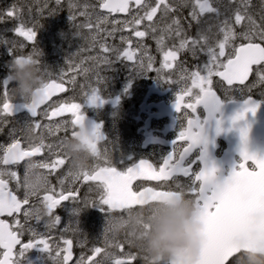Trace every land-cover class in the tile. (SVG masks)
Returning a JSON list of instances; mask_svg holds the SVG:
<instances>
[{
  "label": "snow or ice",
  "instance_id": "obj_1",
  "mask_svg": "<svg viewBox=\"0 0 264 264\" xmlns=\"http://www.w3.org/2000/svg\"><path fill=\"white\" fill-rule=\"evenodd\" d=\"M57 4L60 0H56ZM134 3L136 12L132 15L130 20L112 21L113 25H120V27H113L111 31L103 28V25L108 23L107 16L88 11L81 12V15L86 17V23L79 27H87L95 29V35L90 37V46L95 48L99 43L100 53L96 56L88 57L94 61L93 68H84L79 65H73L80 72L87 74L90 70L98 69L100 65H110L113 61H134V67L140 73H146L152 70L157 72V80H161L160 69H153L154 58L149 56L147 49L143 44L137 43L135 51H129L118 45H110L107 43L108 37L114 38V33L124 31L127 29L133 33L135 37L144 38L148 35V30L152 32L157 31V26L154 23H149L145 30H139L145 20L152 22L156 17L158 10H162L164 15L167 16L169 12L175 11V8L167 0H158L155 6H151L147 0H105L99 7L106 10L107 13H125L131 12L132 4ZM88 6L86 5L85 8ZM197 7L199 11H193L191 16L192 20L197 24L200 23L199 17L204 13H215L220 15L219 9L214 7L210 0H197ZM143 13V14H141ZM7 17H13L14 10H9L6 13ZM51 15V13H50ZM93 16L95 21H93ZM69 19H75L70 15ZM241 26L239 32L236 31V26ZM191 22L189 27H191ZM163 33H174L176 36H181L183 29L180 27V20L174 19L172 23L167 25L161 30ZM222 33V39H219L213 46L209 44V36L200 32L195 38L183 37L180 41L179 47L164 51L163 40L164 36L161 35L157 38V44L160 50L164 52V68H172V61L178 59L181 50H187L196 55L202 52L209 56V60L205 63L203 68L189 71L186 68L181 69V78L191 81V87H185L182 92L177 95L175 99L174 108L179 112L182 107V101L185 96L193 97V102L184 103L183 107L191 109L192 113H196L197 107L202 106L207 112V119L213 118L214 114L219 112L222 107L221 97L228 96L236 89L234 85L242 86L239 91H251L257 84L264 85V4L261 5L259 22L253 18L251 10V0H239L235 3L234 11L229 15L219 27ZM14 32L24 37L30 42H34L37 32L33 27L25 28L23 23L20 27L15 28ZM101 32L105 35L101 36ZM99 37V40L97 39ZM121 43L131 46L132 41L128 37L121 36ZM239 40L238 46L235 41ZM14 47V45H13ZM230 48L231 51L227 52L226 49ZM136 52L141 55L136 57ZM145 57L147 60L145 61ZM224 58V59H221ZM83 63V61L81 62ZM97 76V81L101 82L99 71H94ZM49 77L48 81L44 80L43 85L36 90V98L31 102H24V107L31 113L32 117L37 115V109L40 105L46 103L53 95L59 92H64V76L61 73L59 82L51 78V73L45 72ZM255 75L256 80L253 83H248L249 77ZM213 77H218L215 86L222 92L223 96L219 95L214 90ZM69 82L75 83V76L69 78ZM166 83L170 81H165ZM192 89H198V92L193 93ZM4 102L2 111L5 114L13 115V103L9 102L7 82L4 85ZM85 102L95 104L99 99L98 89L92 88L90 92L84 93ZM264 100L258 101L252 97L245 98L238 111L232 118L231 124L237 125L238 122L245 121L249 113L255 116L258 109ZM81 103L75 102H60L54 103L50 107L54 110L51 111L49 116L48 112L44 113L45 117L51 119L52 117L62 116L65 113H71L74 118L71 121L72 125L81 127L85 122V117L82 113ZM207 119H201L196 115L194 119H188L187 127L180 131L179 138L187 141V147L175 156L170 153L167 158L163 160V166L154 168L151 163L145 160L139 161L135 166L128 168L126 171H118L112 164L105 159L104 166L96 165L91 170H86L83 173H73L69 170L68 175L72 177L73 182H95L97 189H99V199L94 200L88 197L81 202L84 207L97 205L106 206L105 211L109 210H128L141 206L146 200L156 199L162 196L171 195L169 190L158 191L152 187H145L142 190L134 189L133 182L137 180H150V181H173L175 188L181 192H189L194 196L195 201L201 213V218L205 225L206 235V248L202 264H218L217 257L222 248L229 244L234 238L238 236H248L252 242L264 243V223L253 224L251 217L255 212L264 211V156H258L256 153L248 150V135L249 127H240L239 134L241 140L240 148V161L233 167L231 173L226 179L220 180L217 177L218 169L215 165H210L207 161V149L202 150L197 161L203 166L197 173L191 171L193 161L185 163L186 157L195 148L206 145L207 140L205 137L204 126ZM223 120H217V134L222 131L220 125ZM45 128L51 133L53 127L45 125ZM61 125H56L58 129ZM41 128V124L30 121L27 125L20 127L19 132L22 133L21 138H14L12 143L6 148H3V156L0 157V163L4 165L16 164L25 158L40 155L42 150L46 147L44 138H39V143L33 141L27 144V148H22L21 139L25 138V133L31 131L34 133L37 129ZM93 139L90 141L93 151L97 153V143L99 140L104 139L100 132V126L94 125ZM231 130V129H229ZM12 135L15 137L16 130H13ZM75 135V132L73 133ZM63 140L60 141L62 144ZM175 143V142H174ZM49 152H52L53 145H47ZM67 157L62 156L49 163L47 161L39 162L42 169L54 170L65 164ZM251 160L255 164V168L249 170L245 167L246 161ZM243 161V162H241ZM258 169V170H257ZM8 175L10 178H17L15 171L3 172L0 171V216H13L14 213H20L24 205L29 204V195L25 192L23 199H18L12 191L8 189V183L2 177ZM191 177L194 176V183L199 182L198 187L188 185L185 187L180 182L175 181V177ZM19 182V180H18ZM62 190L58 198L53 195H45L43 201L45 203L48 215H51L54 209L61 204L62 201L75 200L77 198L76 190L69 187L66 191L63 189V180L60 181ZM49 191L53 189L49 188ZM26 219L33 217L37 221L40 220L41 212L39 209L33 207L30 210L24 211ZM53 224H59L60 218L54 217ZM16 225L20 228V232L13 230V228L0 220V249H4L3 259L0 264H19V260H13V250L17 245H21L19 258L28 250L40 246L44 252L51 254V248L48 241L44 238V234L36 233L32 228L29 231L33 239L27 243L21 244V235L23 234V226L19 221ZM52 224H46V227H51ZM67 231V229H66ZM111 231V228L108 229ZM72 240L65 239L64 244L67 246L64 251L67 253L60 259L57 264H66L71 258ZM107 243V241H106ZM115 247L123 249V243H116ZM102 249L95 247L93 249L94 255L100 254ZM56 257H60V252L55 253ZM51 258V255H50ZM112 254L105 252V259H112ZM136 259L135 255H127L123 258H114V264H132ZM237 257H232L228 264H236ZM80 264H84V258H81ZM95 264H104V260L95 261Z\"/></svg>",
  "mask_w": 264,
  "mask_h": 264
},
{
  "label": "flooded vegetation",
  "instance_id": "obj_2",
  "mask_svg": "<svg viewBox=\"0 0 264 264\" xmlns=\"http://www.w3.org/2000/svg\"><path fill=\"white\" fill-rule=\"evenodd\" d=\"M134 10L136 9L133 7L132 11ZM184 11L185 10L182 11L183 14ZM180 24L183 27L189 25L187 22H180ZM183 37L195 38L191 31L185 36H182V38ZM171 39L173 40L172 35ZM73 41L75 42L73 45H80L75 39ZM71 47L72 46H64L63 49L67 50V48ZM85 48L89 47L85 46ZM145 48L148 49L150 53L155 51V47L150 42H147ZM40 50V55L33 60L36 63L39 74L45 81H48L49 77L45 75V72L51 73V78L59 82L61 73H65L64 87L66 90L56 93L46 103L40 105L37 109V115L32 117L27 108L23 106L24 101L20 100L18 97H14L12 94L13 90L17 87L16 82L12 79L15 72H10V74H6L0 78V109H2L4 102V82L7 80H10L7 84L9 102L13 103V115H8L0 111V157L3 156L2 149L11 144L14 138H21L22 133L19 132L20 127L27 125L30 121L41 124V128L34 132L36 139L33 140V142L39 143V138L43 136L46 146L40 155L25 158L16 164L4 165L0 163V171H15L17 173L19 182L17 178H10L8 175H4L2 178L7 181L8 189L12 191L18 199L22 200L25 194L22 180L24 177L25 165L28 161H47L51 163L62 156H66L67 159L64 165L51 171L42 169L39 165L41 171L47 176V189L41 191L37 195L30 196L29 204L24 205L20 213H14L11 217L7 215L0 216V220L9 224L13 230L17 232H20V228L16 225V221L18 220L20 225L23 226V234L20 237L21 244L27 243L33 239L29 231L30 228L39 234L44 231L42 224L44 222L51 224L55 216L60 218V223H52L51 227H47L45 233L51 234L54 228H59L61 225L60 216L67 207L77 204V209L81 211L83 209L81 202L85 197H92L94 200L98 201L99 189H97L95 182H73L72 177L68 175L71 160L77 158L88 159V164L90 166L89 170L96 165L104 166L105 159L121 172L135 166V164L141 160L148 161L154 168L158 169L163 166V160L167 158L170 153L178 156L183 151V148L187 147L188 142L181 140L179 138V133L187 127L188 119H194L196 115H199L201 119H207V112L202 106L197 107L196 113H192L191 109L183 107L184 103L193 102V97H184L179 112H176L174 108L177 95H179L185 87H191L190 80L186 81L182 78H171L167 80L170 82L166 83L165 81H158L152 74L146 76V73H140L138 71L137 74L139 79L133 84L135 90L132 93L112 94L104 92L101 88H97L99 99L95 104L85 102L84 93L90 92L91 89L95 87H92L93 84L91 83L92 86L85 85L84 88L80 89L76 87V82L74 84L69 82V78L75 75L68 72L67 65L70 64L72 69H75L73 65H76V63L71 61L68 56L56 55L54 53V46L43 45L40 47ZM83 53L86 55L90 52L87 53V51L84 50ZM174 62L177 64V68H186L189 71L203 68L205 63H207L202 52L196 53V55L193 56V54L187 50H181L178 59ZM89 65V67H91L92 63ZM103 68L104 67L101 65L98 66L99 70ZM142 75H145V79L146 77L148 79L144 87L140 86V78ZM75 80L77 81L76 78ZM79 80L85 83L90 79L88 77H83ZM255 80L256 77L253 75L249 78L248 83H253ZM216 81H218L217 78L213 77L214 90H216L219 95L223 96V92L215 86ZM96 82H98L97 79ZM97 85L101 86V83ZM241 87H234L236 91L232 92L230 97H221L222 107L220 111L215 113L213 118L207 119V123L204 126L207 140L206 145H202L197 149L194 148L186 157V164L188 161H193L191 165V171L193 173H197L203 166L199 164L197 158L205 147L207 149V161L210 165L214 164L218 169L217 177L220 180L226 179L233 167L239 163V152L241 148L239 128L249 127L254 116L249 113L245 121L238 122L237 125L233 126L231 124V118L240 111L236 110V104H243L244 99L249 96L258 101L264 100V85L257 84L250 92L246 90L243 93L239 91ZM102 88L107 92H117L118 89H123L122 84L116 82L109 86L103 85ZM192 91L196 93L198 89H192ZM65 101L83 104L82 113L85 117V122L92 126H100V132L104 139L99 140L97 143V156L91 147L90 140L87 138H82L79 141V148L75 147V138L79 127L71 124L72 119H74L71 113H65L62 116L52 117L51 119L45 117L44 113L46 111L50 116L51 111L54 110L53 107H50L51 105ZM260 108H263L262 117L264 118V103L261 104ZM218 119L223 120L222 125H220L222 131L219 134H217ZM260 122V120H256V124ZM45 125H51L53 131L49 133L47 128L44 127ZM56 125H61V127L57 129ZM14 129L16 130L15 137L12 135ZM74 132L75 135H73ZM61 140H63L62 144H60ZM259 142L262 143L261 140H259ZM27 144V139L22 138V148H27ZM47 145H53L52 152H49ZM243 163H245V167L252 170V167L247 164V161ZM24 179H28V177H24ZM61 180L64 182L63 189L65 190V194H67L66 190L72 187L78 194L77 198L75 200L70 198L69 200L62 201L61 204L53 210L51 215H48L43 197L45 195H53L54 198H58L62 190ZM174 180L180 182L185 187L188 185L198 187L199 184V182L194 183V176H179L175 177ZM133 187L134 189L140 190L145 187H152L158 191L169 190L172 194L168 196H177L173 197V199L177 201V204L172 205L170 203L171 199H168V196H162L154 200H146L143 205L128 210L116 209L106 212V206H104L105 208L103 206H98V208L104 212V218H109L113 223H115V221L121 223L125 221L127 223L125 229H122L121 232L117 234V237H120V240L123 239L122 234L125 232L124 236L131 244L133 243V238H135L137 243L144 244L153 240L155 237L156 215L159 216L158 218L165 216L170 217L171 212L174 211L184 216V221L192 212L198 210V205L194 199L195 197L187 191L181 192L177 190L173 181L137 180L133 182ZM49 188L53 189V191H49ZM33 207L39 209L41 212L39 221L33 217L26 219L23 214L25 210H30ZM56 234L58 235L59 232L56 231ZM109 236L114 237L113 234H109ZM47 241H49V239H47ZM115 243H117V241H115ZM72 246L75 261L78 251L73 243ZM133 246L134 244L129 249L132 250ZM20 249L21 245H17L14 248L13 260H19L18 253ZM4 251V249H0V260L3 258ZM139 255L140 254H138V256ZM141 255L151 257L153 253H149V249H147L145 254ZM88 256H90L89 258L93 257L94 260L99 259V254L94 255V253H91Z\"/></svg>",
  "mask_w": 264,
  "mask_h": 264
},
{
  "label": "rangeland",
  "instance_id": "obj_3",
  "mask_svg": "<svg viewBox=\"0 0 264 264\" xmlns=\"http://www.w3.org/2000/svg\"><path fill=\"white\" fill-rule=\"evenodd\" d=\"M3 1L4 0H0V5ZM14 2L23 6L16 7L13 4L9 5V9L7 11L14 10L13 17H7V11L0 10V78L5 76L6 72H15V69H13L11 65L13 59H16L17 63L21 65V70H24V58L30 57L32 61L35 60L37 56L40 55V47L43 45L54 46V53L56 55L60 54L68 56L71 61H74L76 65H79L80 67L89 69L93 68L94 61L88 59V57H92L91 53L93 49L97 50L98 54L100 53L99 43H97L95 48L90 46V37L91 35H95V29L79 27L87 22L85 21L84 23H80V17H83V20L84 18L86 19L85 16L81 15L83 9L89 13H100L99 5L103 3L104 0H60L59 4H57L56 0H14ZM157 2L158 0L148 1L151 6H155ZM167 2L171 3L175 9H177L176 6L179 8L182 7V9L186 12L188 21L191 22V27L186 25V27L182 28L183 32L181 36H176L174 33L166 34L161 31L167 25L171 24L172 20L179 19V16L176 15L172 17L171 12L165 16L162 10H158L157 15L154 17L152 22L145 20L141 25H139V30H145L149 23H154L157 26L156 32H152L149 29L148 35L141 39L135 37L133 33H130L127 29H125L124 31L114 33V38H107L108 44L118 45L122 48L128 49L129 51H135L138 42L143 44L144 47L147 42H150L155 47V51L150 53L147 49V53L149 56L154 58L153 69H160V81H166L171 78H181V68H177V64H175L174 61L171 62L173 64L172 68L163 67L164 52L160 50V46L157 44L158 37L161 35L164 36V51L173 48V46L178 48L182 36H185L190 31L195 37H197L200 32L206 33L209 36V44L214 46L219 39H222V33L219 31L220 25H222L223 21L234 11V0H210L213 6L219 9L220 15L217 16L215 13H204L199 17L200 23L197 24L192 20L191 16L194 10L197 12L199 11V8L197 7V0H167ZM235 3L238 4L239 0H235ZM262 4H264V0H251L253 18L256 19L257 22H259V14ZM86 5L88 6L87 8H85ZM30 8L33 11L32 13L28 11ZM135 12L136 10L131 11L127 17L123 18L118 15L111 17L103 14L108 18V23L103 25V28L111 31L114 26L120 27V25H113L112 21L130 20ZM70 15L74 16L75 19H69ZM93 21H95L94 16ZM22 23L25 28L33 27L37 32L34 42H27L24 37L19 36L14 32L15 28L20 27ZM57 25L63 28L64 33L61 35H55L54 37L52 35V39L50 40L48 30L46 31V28L52 30L53 27ZM240 30L241 26L237 25L236 31L239 32ZM82 31L84 34V41L83 39H78L77 43L80 45H73L75 43L73 40L81 37ZM104 35L105 33L101 32V36ZM171 35L173 40L171 39ZM121 36L130 38L132 41L131 46L128 44H122L120 39ZM165 36L168 43L165 40ZM97 39L99 40V37H97ZM235 43L238 46L239 40L235 41ZM64 46L72 47L64 50ZM85 46L90 47V49L85 48ZM84 50H86L87 53H90L85 55L83 53ZM229 51H231L230 48L226 49V54ZM202 54L205 56V61L208 62L209 56L205 53ZM96 55L97 54H94L93 56ZM140 55V52H136V57H139ZM146 60L147 57H145V61ZM82 61L83 63H81ZM90 63H92L91 67H89ZM101 66L104 67L102 70L93 69L87 74L80 72L77 68L72 69L70 64L67 65V70L70 74L75 75V78L77 79L75 85L80 89L84 88L85 85L92 86L93 84L92 87L101 88L104 92L112 94H130L135 90L133 84L139 78L137 74L138 69L134 67V61H113L110 65ZM96 70L99 71L101 82H96L97 76L94 74V71ZM104 72H113L114 75L110 77L105 76L103 74ZM146 74V76L152 74L157 78V72L155 70L146 72ZM83 77H88L90 80L85 83L81 82L79 79ZM147 80V77L145 79V75H142L140 78V86L144 87ZM114 82L121 83L123 89H118L117 92H107L102 88L103 85L109 86ZM99 83H101V86L97 85ZM90 199L93 198L91 197ZM82 207L83 209L80 211L77 209L76 204L63 210L62 215L60 216L61 225L59 228H54V231L51 234L45 233L47 223L44 222L42 224L44 231L39 234H44V238L46 240L49 239L48 243L51 248V254L44 252L40 246H37L25 252L19 258V264H57L58 259H62L64 254L65 239L72 240L78 251L73 264H80L82 257L84 258V264H95V261L98 260H104V264H114V258H123L129 254L135 255L136 257V259L132 261V264H167V257L170 254L181 251L185 245V240H183V242L179 245L173 247L172 251L165 252L163 255L156 256L153 254L151 257L143 256L141 254H145L147 249H149V253L152 252L150 250V242L146 244L137 243L135 238H133V243L131 244L125 238V232L122 234L123 239L120 240V237H117V234L121 232L122 229H125V226L127 225L125 221L123 223L118 221L113 223L109 220V218H104V212L100 210L97 205L84 207L82 204ZM158 217L159 216L156 215L155 237L158 235ZM182 217L184 216L174 211H172L170 215V218L175 220V225L180 231L183 221ZM109 228H111V231H108ZM115 228H119V231L117 232ZM56 231L59 232L58 235L56 234ZM109 234H113L114 237H110ZM115 241H117V243H123V249L115 247ZM133 244L134 246L132 247V250H130L129 248ZM95 247H100L102 249L99 254V259L95 260L93 263H88V259L90 257L88 255L93 253V249ZM57 251L60 252V257H56L55 253ZM105 252L111 253L113 258L105 259ZM138 254L140 255L138 256Z\"/></svg>",
  "mask_w": 264,
  "mask_h": 264
},
{
  "label": "clouds",
  "instance_id": "obj_4",
  "mask_svg": "<svg viewBox=\"0 0 264 264\" xmlns=\"http://www.w3.org/2000/svg\"><path fill=\"white\" fill-rule=\"evenodd\" d=\"M11 65L15 69V75L12 79L17 84L16 89L12 92L13 96L18 97L24 102H31L36 98V90L44 83V79L39 74L35 61H32L30 57L24 58L23 71H21V65L17 63L16 59L12 60ZM25 138L29 142L36 139L34 133L31 131L25 133ZM82 138H87L90 141L94 138L92 125L86 122L78 128L75 138L76 148H79V141ZM89 167L88 159L85 158H77L70 162V170L73 173H83L89 170ZM24 177H28V179H24ZM24 177L22 186L29 196L37 195L48 187L47 176L41 171L39 162L28 161L25 165ZM116 231L118 232L119 228ZM157 233L158 235L150 242V250L156 256L172 251L173 247L179 245L184 240V235L177 229L175 220L167 216L159 218Z\"/></svg>",
  "mask_w": 264,
  "mask_h": 264
},
{
  "label": "water",
  "instance_id": "obj_5",
  "mask_svg": "<svg viewBox=\"0 0 264 264\" xmlns=\"http://www.w3.org/2000/svg\"><path fill=\"white\" fill-rule=\"evenodd\" d=\"M132 6L135 7L134 3ZM100 11L106 14V10L100 8ZM120 16L125 17L127 14L119 13ZM117 13H111L110 15L115 16ZM219 79V78H218ZM7 84L9 81H6ZM5 85V83H4ZM240 86V85H235ZM260 113L262 114L261 108L259 109ZM259 116L253 117V119H259ZM252 130L254 129V124L249 126ZM250 136V135H249ZM260 138H262L263 145L257 148L253 140L248 141V150L250 152L256 153L258 156H264V126L259 133ZM250 163L254 168L256 167L255 164L251 160L247 161ZM258 170V169H257ZM173 197V196H172ZM177 197V196H175ZM171 204L177 203L174 199L170 202ZM251 221L253 224H260L264 223V211H257L251 217ZM182 232L187 239V246L186 248L175 255H171L167 258V264H202V260L204 258V252L206 248V235H205V225L201 218L200 210L193 212L190 214L189 218L183 222L182 224ZM67 246H65L66 248ZM72 253V248H71ZM240 253L247 254L253 257H260L264 259V243H255L252 242L251 238L248 236H238L234 238L229 244H227L224 248L221 249L217 261L218 264H228L229 260L232 257H236ZM67 253L65 252L64 255ZM4 258V257H3ZM2 258V259H3ZM13 258V257H12ZM73 260V255L71 254V258L66 262V264H70ZM94 258H90L89 262L93 261Z\"/></svg>",
  "mask_w": 264,
  "mask_h": 264
},
{
  "label": "trees",
  "instance_id": "obj_6",
  "mask_svg": "<svg viewBox=\"0 0 264 264\" xmlns=\"http://www.w3.org/2000/svg\"><path fill=\"white\" fill-rule=\"evenodd\" d=\"M19 1V0H18ZM10 4H13V5H15L16 7L18 6V7H21V6H23V5H21V4H18V3H16V2H14V0H11V1H8L7 3H6V5L5 4H1L0 5V10H2V11H5V10H8L9 9V5ZM179 9H181V8H179ZM29 12H33L32 11V9L30 8L29 10H28ZM178 15V14H177ZM178 16H180V15H178ZM181 18V16L179 17V19ZM62 27H60V26H55V27H53V29L52 30H50V29H48V28H46V31H47V29H48V36H49V39L51 40L52 39V35L54 36L55 34H58L57 32H59V34H62V33H64V31H63V29H61ZM55 30H58V31H55ZM47 36V37H48ZM236 264H264V259H261V258H258V257H251V256H247V255H239L238 257H237V262H236Z\"/></svg>",
  "mask_w": 264,
  "mask_h": 264
},
{
  "label": "bare ground",
  "instance_id": "obj_7",
  "mask_svg": "<svg viewBox=\"0 0 264 264\" xmlns=\"http://www.w3.org/2000/svg\"><path fill=\"white\" fill-rule=\"evenodd\" d=\"M83 11H85V9H83ZM86 21V19L84 18V20H82L81 22H85ZM87 46H88V44H87ZM94 54H98V52H97V50H94L93 49V51H92V53H91V56H93ZM105 76H112V75H114V73L113 72H104L103 73ZM143 264H146V263H143Z\"/></svg>",
  "mask_w": 264,
  "mask_h": 264
}]
</instances>
